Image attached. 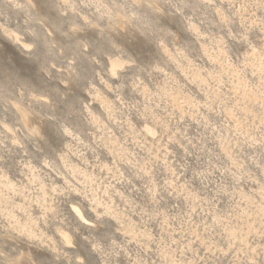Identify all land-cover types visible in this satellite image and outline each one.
Segmentation results:
<instances>
[{
    "label": "clouds",
    "instance_id": "clouds-1",
    "mask_svg": "<svg viewBox=\"0 0 264 264\" xmlns=\"http://www.w3.org/2000/svg\"><path fill=\"white\" fill-rule=\"evenodd\" d=\"M0 264H264V0H0Z\"/></svg>",
    "mask_w": 264,
    "mask_h": 264
}]
</instances>
